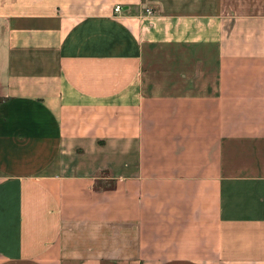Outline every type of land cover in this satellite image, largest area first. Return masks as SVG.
I'll return each mask as SVG.
<instances>
[{"label": "crops", "instance_id": "crops-1", "mask_svg": "<svg viewBox=\"0 0 264 264\" xmlns=\"http://www.w3.org/2000/svg\"><path fill=\"white\" fill-rule=\"evenodd\" d=\"M0 264H264V0H0Z\"/></svg>", "mask_w": 264, "mask_h": 264}, {"label": "built area", "instance_id": "built-area-1", "mask_svg": "<svg viewBox=\"0 0 264 264\" xmlns=\"http://www.w3.org/2000/svg\"><path fill=\"white\" fill-rule=\"evenodd\" d=\"M114 13H120L121 11V6H115L113 9ZM147 12L149 13V10H147Z\"/></svg>", "mask_w": 264, "mask_h": 264}, {"label": "rangeland", "instance_id": "rangeland-1", "mask_svg": "<svg viewBox=\"0 0 264 264\" xmlns=\"http://www.w3.org/2000/svg\"><path fill=\"white\" fill-rule=\"evenodd\" d=\"M110 184H111V182H109ZM109 183H104L103 185H106L107 186V184H109Z\"/></svg>", "mask_w": 264, "mask_h": 264}]
</instances>
